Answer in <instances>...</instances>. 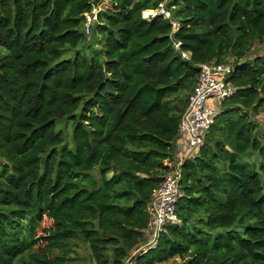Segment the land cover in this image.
Listing matches in <instances>:
<instances>
[{
	"label": "trees",
	"instance_id": "16d2710c",
	"mask_svg": "<svg viewBox=\"0 0 264 264\" xmlns=\"http://www.w3.org/2000/svg\"><path fill=\"white\" fill-rule=\"evenodd\" d=\"M103 1L0 0V264H124L146 244L210 62L236 92L179 165L177 221L133 263L264 264V0Z\"/></svg>",
	"mask_w": 264,
	"mask_h": 264
},
{
	"label": "built area",
	"instance_id": "2783aa9c",
	"mask_svg": "<svg viewBox=\"0 0 264 264\" xmlns=\"http://www.w3.org/2000/svg\"><path fill=\"white\" fill-rule=\"evenodd\" d=\"M154 12H144L143 18L149 19L148 14ZM96 10L85 14L84 31L89 34L90 27L95 20ZM156 14L170 19V13L164 10L163 5H159ZM147 15V16H146ZM173 29L176 27L175 22L171 21ZM180 44L176 43L175 48ZM182 58H187L185 53H181ZM199 74L197 82L188 98V104L182 114L178 124V139L185 144V150L178 162L173 165V170L164 176L162 183L155 190L151 201L147 207L148 223L146 233L148 242L140 246L125 261L124 264H134L133 259L137 255L146 253L156 247L158 235L163 231L164 226L168 223L176 222V205L181 196L179 188V165L188 158L195 155L197 149L203 145L206 133L213 124L222 102L231 97L236 92V87L228 80L233 72L231 63H205L198 66ZM176 141V142H177ZM177 152V151H176Z\"/></svg>",
	"mask_w": 264,
	"mask_h": 264
},
{
	"label": "crops",
	"instance_id": "0c3cea01",
	"mask_svg": "<svg viewBox=\"0 0 264 264\" xmlns=\"http://www.w3.org/2000/svg\"><path fill=\"white\" fill-rule=\"evenodd\" d=\"M104 1H105V5H106L107 0H104ZM97 8H98V10L100 9L99 6ZM184 150H185V144L182 141H177L176 142V151H177V159L178 160L180 159V156L183 155Z\"/></svg>",
	"mask_w": 264,
	"mask_h": 264
},
{
	"label": "rangeland",
	"instance_id": "374dc122",
	"mask_svg": "<svg viewBox=\"0 0 264 264\" xmlns=\"http://www.w3.org/2000/svg\"><path fill=\"white\" fill-rule=\"evenodd\" d=\"M105 1H103L100 5H99V8H105ZM96 10V9H95ZM91 33V32H90ZM89 35L90 34H87V37H89ZM259 52V50L258 49H255V50H253L252 51V53H251V55H254V54H256V53H258ZM7 54V51L4 49V48H2V47H0V57H4L5 55ZM264 116V115H263ZM262 116V117H263Z\"/></svg>",
	"mask_w": 264,
	"mask_h": 264
},
{
	"label": "water",
	"instance_id": "95a60500",
	"mask_svg": "<svg viewBox=\"0 0 264 264\" xmlns=\"http://www.w3.org/2000/svg\"><path fill=\"white\" fill-rule=\"evenodd\" d=\"M146 16H147V15H146ZM148 16H149V18H151V17H152L151 13H149Z\"/></svg>",
	"mask_w": 264,
	"mask_h": 264
}]
</instances>
